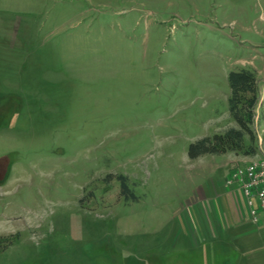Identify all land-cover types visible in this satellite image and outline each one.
I'll use <instances>...</instances> for the list:
<instances>
[{"label":"rangeland","instance_id":"1","mask_svg":"<svg viewBox=\"0 0 264 264\" xmlns=\"http://www.w3.org/2000/svg\"><path fill=\"white\" fill-rule=\"evenodd\" d=\"M241 67L257 154L190 159ZM263 154L264 0H0V264H264V227L192 217Z\"/></svg>","mask_w":264,"mask_h":264},{"label":"trees","instance_id":"2","mask_svg":"<svg viewBox=\"0 0 264 264\" xmlns=\"http://www.w3.org/2000/svg\"><path fill=\"white\" fill-rule=\"evenodd\" d=\"M227 80L229 113L236 126L223 132L204 136L189 144L188 156L195 159L204 154L235 152L255 155L259 150L258 138L253 124L255 109L259 100V84L253 69L241 67L229 71Z\"/></svg>","mask_w":264,"mask_h":264},{"label":"built area","instance_id":"3","mask_svg":"<svg viewBox=\"0 0 264 264\" xmlns=\"http://www.w3.org/2000/svg\"><path fill=\"white\" fill-rule=\"evenodd\" d=\"M232 180L239 184L247 217L255 225L264 227V154L233 169L227 182Z\"/></svg>","mask_w":264,"mask_h":264},{"label":"crops","instance_id":"4","mask_svg":"<svg viewBox=\"0 0 264 264\" xmlns=\"http://www.w3.org/2000/svg\"><path fill=\"white\" fill-rule=\"evenodd\" d=\"M248 161L249 160L245 161L244 163H247ZM232 196L233 197L231 199V197L228 195L229 200L224 197L222 200V203L219 202L218 200H216L217 203L212 202L210 204V207L212 208V210L211 209L210 210L213 214L210 213L209 208H207V209H204V207H201L199 209L196 208L194 211L196 214L192 213L193 214L192 217L194 215H196V217H198L199 221H198V223H195L193 225V228L194 227L199 228L201 226L200 225L201 222L203 223V222H206L208 220H211V216H215L218 219V221L220 219V221H223L224 224H225L224 215H225L226 220L229 224H239V223H243L244 220H247V218H248L247 217V211H246L240 190L239 189L235 190V192L233 193ZM222 206H223V209H222ZM216 207L219 210H216ZM220 214H221V216H220ZM217 223L219 224V222H217ZM252 224L256 228L259 227V226L255 225L253 222H252ZM207 226H209V225H207ZM253 230H255V229H253Z\"/></svg>","mask_w":264,"mask_h":264}]
</instances>
